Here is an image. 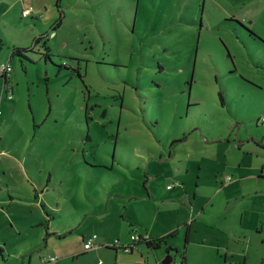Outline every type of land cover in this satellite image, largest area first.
I'll list each match as a JSON object with an SVG mask.
<instances>
[{"label": "rangeland", "instance_id": "rangeland-1", "mask_svg": "<svg viewBox=\"0 0 264 264\" xmlns=\"http://www.w3.org/2000/svg\"><path fill=\"white\" fill-rule=\"evenodd\" d=\"M1 1L10 182L26 155L44 180L60 169L48 193L109 198L120 217L165 235L169 264L183 251L191 264H264V0H46L27 14L30 0ZM47 31L45 55L34 37ZM13 45L32 48L10 55ZM166 243L127 255L163 264Z\"/></svg>", "mask_w": 264, "mask_h": 264}, {"label": "crops", "instance_id": "crops-1", "mask_svg": "<svg viewBox=\"0 0 264 264\" xmlns=\"http://www.w3.org/2000/svg\"><path fill=\"white\" fill-rule=\"evenodd\" d=\"M18 2L19 0H13L9 4ZM56 3L59 5L60 1L57 0ZM36 4L37 6L44 4L45 8L49 5L46 0H30V5H25V8L28 7L32 11ZM11 51L10 55H12ZM1 76L0 100L4 95L7 96L2 90L3 75ZM6 155L12 154L0 149V157ZM33 156L37 160L40 157L39 154ZM24 163L25 165L20 163L12 165L14 167L12 169L14 171H11L12 177L22 178L17 182L11 183L5 170L0 171V264H140V261L148 256L130 258L127 255L136 247L140 249L139 243L144 242L142 240H136L130 249H125L122 244L133 241L130 233L134 230L149 236L159 233L144 232L130 213H121L120 217L116 208H109V198L105 206H103L105 200L103 197L99 199L93 196L89 198L95 202V205L89 200L83 204L82 200L74 197L73 191L65 185H63V194L48 193V183L60 172V169L54 167L44 180L46 170L44 165L27 162L26 155ZM239 173L240 176L235 181L244 193L245 184L241 178L245 172L239 170ZM261 173L264 177V165ZM63 180L64 177H61V181ZM262 186L264 192V185ZM15 201L21 202L23 207L21 209L16 207L10 211ZM89 215L96 217L85 223ZM2 216H6L9 220L8 228H4ZM57 216L61 218H56ZM93 230L97 231L95 244L85 248L84 237ZM117 239L119 243L116 242ZM51 254H56V257L49 259ZM140 254H144L142 250ZM153 258L155 259V256ZM157 261L155 260L154 264H157ZM182 263L191 264L187 254Z\"/></svg>", "mask_w": 264, "mask_h": 264}, {"label": "built area", "instance_id": "built-area-1", "mask_svg": "<svg viewBox=\"0 0 264 264\" xmlns=\"http://www.w3.org/2000/svg\"><path fill=\"white\" fill-rule=\"evenodd\" d=\"M29 11H30V8L26 7L23 9L22 12L23 14H27ZM53 32L54 30H52L50 33L52 34ZM11 68L12 66L10 64L9 59L4 60L0 63V74L3 75L2 90L5 91L7 96H12V92H13V81L10 76ZM263 119H264V116H263ZM231 178L232 177L230 174L226 175V179H231ZM130 234H131L132 240L139 238V233L137 231H132ZM96 236H97V233L93 231L84 237L83 243H84L85 248H89L95 244ZM116 242L119 243L118 239L116 240ZM132 245H133V241H131L130 243L122 244V246L125 249H130ZM55 257H56V254L49 255V259H54ZM140 264H153V263L149 259L144 258L140 261ZM176 264H183V263L181 262V260H178Z\"/></svg>", "mask_w": 264, "mask_h": 264}, {"label": "trees", "instance_id": "trees-1", "mask_svg": "<svg viewBox=\"0 0 264 264\" xmlns=\"http://www.w3.org/2000/svg\"><path fill=\"white\" fill-rule=\"evenodd\" d=\"M62 13V10L60 9V14ZM59 14V15H60ZM60 21V17L57 19H55L53 22H52V26L54 27L56 24H58V22ZM53 30V29H52ZM47 37H48V32H46V34H42V33H40V34H38V35H36L35 37H34V41H39L41 38H44L43 39V43H44V45H45V47H46V50H44V53H45V55H48L49 54V44L47 43ZM29 48H32V45H30V46H20V45H13L12 46V51H11V53H18V54H20V55H24L25 54V50L26 49H29ZM63 64H67V62H65V61H63L62 62ZM220 94H221V92H220ZM261 141V140H260ZM259 141V142H260ZM262 145H264V142H260ZM175 229L176 228H173V229H171L170 231H168V233H173L174 231H175ZM188 231H189V225L187 226V228H186V233H185V235H186V241L188 240ZM136 240H142V241H144L148 246H152V247H155V246H158V245H160L161 243H163V242H165L166 243V238H165V235H155V236H146V235H143L142 233H139V238H137V239H134L133 240V243L134 242H136ZM171 247H172V245L171 244H167L166 243V249L168 250H170L171 249ZM182 259H181V262H183L184 260H185V253H184V251H183V254H182V257H181Z\"/></svg>", "mask_w": 264, "mask_h": 264}, {"label": "water", "instance_id": "water-1", "mask_svg": "<svg viewBox=\"0 0 264 264\" xmlns=\"http://www.w3.org/2000/svg\"><path fill=\"white\" fill-rule=\"evenodd\" d=\"M171 259H172V255L169 253V249H168L166 256L163 259V264H169Z\"/></svg>", "mask_w": 264, "mask_h": 264}]
</instances>
